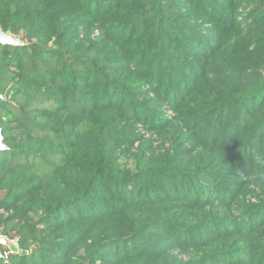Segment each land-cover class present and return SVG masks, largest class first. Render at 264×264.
Returning <instances> with one entry per match:
<instances>
[{
	"label": "trees",
	"instance_id": "obj_1",
	"mask_svg": "<svg viewBox=\"0 0 264 264\" xmlns=\"http://www.w3.org/2000/svg\"><path fill=\"white\" fill-rule=\"evenodd\" d=\"M0 31V264H264V0H0Z\"/></svg>",
	"mask_w": 264,
	"mask_h": 264
},
{
	"label": "water",
	"instance_id": "obj_2",
	"mask_svg": "<svg viewBox=\"0 0 264 264\" xmlns=\"http://www.w3.org/2000/svg\"><path fill=\"white\" fill-rule=\"evenodd\" d=\"M0 44H18V40L16 41L15 39H12L11 37H9L8 35L2 33L0 31ZM5 147L2 144V135H1V130H0V151L4 150ZM7 241V238L3 237L0 235V244H3Z\"/></svg>",
	"mask_w": 264,
	"mask_h": 264
},
{
	"label": "built area",
	"instance_id": "obj_3",
	"mask_svg": "<svg viewBox=\"0 0 264 264\" xmlns=\"http://www.w3.org/2000/svg\"><path fill=\"white\" fill-rule=\"evenodd\" d=\"M10 240L7 239V241L3 244H0V261H2L3 263H6L9 256L15 254V253H18V250L13 247H10L8 245ZM12 241V240H11ZM15 244V242H14ZM1 247H3L5 250H1Z\"/></svg>",
	"mask_w": 264,
	"mask_h": 264
},
{
	"label": "rangeland",
	"instance_id": "obj_4",
	"mask_svg": "<svg viewBox=\"0 0 264 264\" xmlns=\"http://www.w3.org/2000/svg\"><path fill=\"white\" fill-rule=\"evenodd\" d=\"M9 37H11L12 39H15L14 37H12V36H9ZM16 41L18 40V39H15ZM164 113L166 114V115H170L172 112L170 111V110H164ZM8 245L10 246V247H13V248H15V244H14V241H9V243H8Z\"/></svg>",
	"mask_w": 264,
	"mask_h": 264
}]
</instances>
